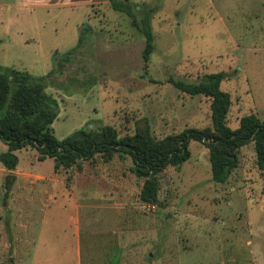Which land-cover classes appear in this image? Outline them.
Returning a JSON list of instances; mask_svg holds the SVG:
<instances>
[{
    "label": "rangeland",
    "instance_id": "rangeland-1",
    "mask_svg": "<svg viewBox=\"0 0 264 264\" xmlns=\"http://www.w3.org/2000/svg\"><path fill=\"white\" fill-rule=\"evenodd\" d=\"M23 1L27 45L11 44L6 57L2 40L0 67L25 70L44 85L57 104L50 126L57 140L103 126L124 137L148 124L156 139L212 128L211 100L167 81L196 83L218 72L228 75L220 84L231 98L227 126L236 129L249 114L264 123V0H129L119 11L108 0ZM145 15L153 36L147 62ZM188 150L180 169L159 175L156 204L140 201L144 180L129 157L114 155L130 172L123 180L99 177L100 156L80 162L78 186L102 193L84 196L91 202L81 212V264H264V172L253 143L240 148L224 184L212 182L203 144L191 141ZM49 163L39 170L47 173ZM11 225V212L0 208V264L23 262L13 247L4 249L19 238Z\"/></svg>",
    "mask_w": 264,
    "mask_h": 264
},
{
    "label": "trees",
    "instance_id": "trees-1",
    "mask_svg": "<svg viewBox=\"0 0 264 264\" xmlns=\"http://www.w3.org/2000/svg\"><path fill=\"white\" fill-rule=\"evenodd\" d=\"M114 11L129 0H108ZM149 15L143 20L145 45L142 58L148 61L153 52V36ZM80 41V38H79ZM78 41V43H79ZM228 75L224 72L205 74L196 83L168 79L176 90L189 96H205L211 100L212 128L188 129L175 136L156 139L148 124L136 128L132 136L119 137L110 126L78 130L67 138L57 140L51 130L56 118L57 104L44 93V85L28 73L0 67V142L7 147L0 153V164L14 170L18 164L16 151L34 149L38 160L54 162V172L70 169L78 161L91 160L100 155L104 161L116 154L121 160L129 157L131 172L144 180L139 199L145 204H156L160 188L159 175L168 167L180 169L190 158L191 141L203 144L208 150L211 180L224 184L238 167L240 148L253 143L258 170L264 172V123L254 114L243 116L234 130L227 126L231 98L220 89ZM8 189L7 185H4Z\"/></svg>",
    "mask_w": 264,
    "mask_h": 264
},
{
    "label": "crops",
    "instance_id": "crops-1",
    "mask_svg": "<svg viewBox=\"0 0 264 264\" xmlns=\"http://www.w3.org/2000/svg\"><path fill=\"white\" fill-rule=\"evenodd\" d=\"M210 11L217 16L213 6ZM26 19V2L0 0V43L5 41L9 48L6 57L13 54L11 44L16 50L26 47ZM29 149L20 150L27 153L21 166L20 151L15 152L18 164L14 170H6L0 164V208L4 212H11V226L20 230L18 241L12 246L4 243V249L10 250L13 247V253L20 252L22 264L31 260L32 264H81V212L91 202V199L84 196L91 198L94 195L100 199L102 193L98 190H95L96 193L83 190L78 186L84 171V165H80L82 160L70 169L58 172H54V162L52 165L49 163L48 172L43 173L38 165L49 158L39 161L37 152ZM6 150L5 146L0 153ZM97 156L100 155H95L91 160H96ZM100 160L103 162L95 167L100 178L113 179L111 177L115 176L123 180L126 172L130 174L114 157L109 161L100 157ZM5 184L8 189H5Z\"/></svg>",
    "mask_w": 264,
    "mask_h": 264
}]
</instances>
